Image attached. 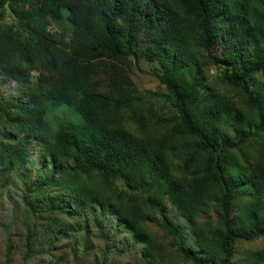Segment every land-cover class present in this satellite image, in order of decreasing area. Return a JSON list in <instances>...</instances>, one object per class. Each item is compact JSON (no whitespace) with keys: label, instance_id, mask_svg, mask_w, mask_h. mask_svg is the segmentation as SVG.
Here are the masks:
<instances>
[{"label":"trees","instance_id":"obj_1","mask_svg":"<svg viewBox=\"0 0 264 264\" xmlns=\"http://www.w3.org/2000/svg\"><path fill=\"white\" fill-rule=\"evenodd\" d=\"M6 3L1 264H264V0Z\"/></svg>","mask_w":264,"mask_h":264},{"label":"rangeland","instance_id":"obj_2","mask_svg":"<svg viewBox=\"0 0 264 264\" xmlns=\"http://www.w3.org/2000/svg\"><path fill=\"white\" fill-rule=\"evenodd\" d=\"M0 26L11 27L14 31H18L20 34H24L26 36L25 38L31 37V34L25 30L21 16L15 13L8 3L5 4L4 16L0 17ZM63 27H64V24L58 23L57 21H53L51 25L48 26V30L54 34L55 39L59 43L61 42V38L63 34ZM66 39L67 41H69L70 33L66 35ZM140 66L142 67L141 69H144V70H141L137 66H135L134 68H130V66H128L127 70L133 69L134 73L132 75L135 81L140 86V88L143 91H147V90L150 91L151 92L150 97H153L155 99L156 104L159 107V109L164 110L165 112H168V105L164 106V103L161 100L162 98L161 95L165 92V88L159 85L158 79L154 76L152 72L153 64L148 63L146 61H142L140 63ZM38 75H39V71L37 70L32 71V79L34 81L37 80ZM9 86L10 85H7L6 89H8ZM10 90L14 91L15 87L11 85ZM18 194H19V190L15 189L14 187H12V189L8 188L6 190L4 199H6L7 201L6 200L0 201V215H6L8 213V209H9L8 207L11 204L10 201L8 200L16 201L18 199L17 198ZM17 239L20 241L21 237L18 236ZM257 240L258 241L256 242H251V244H253V247H256L259 245V242L261 239L258 238ZM93 242L95 244V250H94L95 252L93 253V255H96L101 249V247L103 246V242L99 239H93ZM4 251H5V241H4L3 236L0 233V264L3 262V259H4ZM254 251L262 252V249H260V247H257L256 249H254ZM14 264H23L22 249L20 245L16 249ZM111 264H114V262L113 263L111 262ZM129 264H137V263L135 261H131L129 262Z\"/></svg>","mask_w":264,"mask_h":264}]
</instances>
